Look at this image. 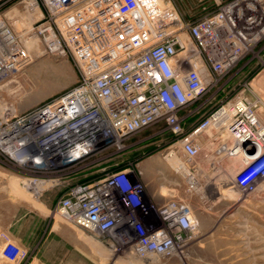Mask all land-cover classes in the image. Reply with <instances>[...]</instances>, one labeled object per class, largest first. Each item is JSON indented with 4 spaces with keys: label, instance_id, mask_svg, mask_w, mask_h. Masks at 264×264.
Listing matches in <instances>:
<instances>
[{
    "label": "built area",
    "instance_id": "1",
    "mask_svg": "<svg viewBox=\"0 0 264 264\" xmlns=\"http://www.w3.org/2000/svg\"><path fill=\"white\" fill-rule=\"evenodd\" d=\"M163 1L0 0V85L32 60L29 41L69 53L80 70L78 82L51 101L18 114L0 108V156L32 196L54 191V215L101 245L179 258L197 219L175 193L161 192V203L149 199L142 162L155 155L135 157L143 139L133 137L150 127L168 131L160 158L189 193L198 185L201 134L215 143L206 159L237 157L231 181L238 191L257 187L264 128L255 101L240 92L187 118L264 37V3L227 0L187 23ZM7 2L18 10L6 11ZM17 22L28 25L22 33ZM3 238L0 264H17L25 251L9 250Z\"/></svg>",
    "mask_w": 264,
    "mask_h": 264
},
{
    "label": "rangeland",
    "instance_id": "2",
    "mask_svg": "<svg viewBox=\"0 0 264 264\" xmlns=\"http://www.w3.org/2000/svg\"><path fill=\"white\" fill-rule=\"evenodd\" d=\"M225 1L163 2H169L189 23L212 13ZM18 8L7 2L5 10L13 13ZM23 25L17 22L13 28L22 33L28 26ZM22 39H26V34ZM27 46L32 60L19 71L9 74L0 85V108H11L15 114L53 100L73 87L80 77L79 67L69 53L45 52L38 40L29 41ZM240 92L256 102L258 119L264 128V37L195 104L187 119L206 115L219 100ZM158 131V128L150 127L133 137L143 139L136 145L135 157L152 154L155 156L145 161L153 157L157 163L165 165L160 155L171 135L168 131ZM234 169L223 173V185L195 187V197L211 205L206 212L213 216L214 222L202 232L198 228L195 238L187 240L179 258L138 257L128 248L113 251L86 235L76 238L75 231L53 213L57 199L54 191L45 192L38 198L32 196L20 183L14 167L0 156V234L12 243L7 245L9 250H13L10 245H14L25 251L17 264H264V177L252 192H240L231 181ZM213 172L210 170V174ZM160 177L164 184L168 182L167 187L173 188L168 193L162 189L165 194H173L179 188L186 189L182 175L172 168L167 167ZM9 264L16 262L9 261Z\"/></svg>",
    "mask_w": 264,
    "mask_h": 264
},
{
    "label": "crops",
    "instance_id": "3",
    "mask_svg": "<svg viewBox=\"0 0 264 264\" xmlns=\"http://www.w3.org/2000/svg\"><path fill=\"white\" fill-rule=\"evenodd\" d=\"M198 138L204 148L202 153H200L195 159L197 163L196 167L198 169V185L200 186L206 184H211L214 186L223 185V182H225V180L222 179L223 173L225 171H229L236 168L238 159L235 157H226V156L206 159L204 157V154L207 153V151H210L215 143L214 141H211L208 134H201L199 135ZM145 160L142 162V169H143V180L145 183L146 195L149 197L151 201L155 203H161L167 198L166 195L161 194L162 192L161 190L165 189L167 193L168 191L171 192L173 190V188L170 189L169 187H167L168 179L166 180L167 183L164 184L162 178L160 177L161 172L165 171L167 166L166 164L164 165L159 162L157 163V160L153 159V157L149 161H145ZM210 170H214L215 172L210 174ZM175 193L182 196L189 204L191 210L193 211L194 216L197 215L196 218L198 222V228H200L201 232L204 231L202 230L204 229V227H207L214 222L213 216L206 212V209L210 210L211 205H206L205 200L201 199L200 197L198 198L195 197V190L191 193H187L186 190H182L179 188V189H175ZM199 210L202 211L199 212ZM68 226L75 231V233L77 234L76 238L80 239L83 235H85L77 228L70 225ZM1 243L2 241H0V244Z\"/></svg>",
    "mask_w": 264,
    "mask_h": 264
},
{
    "label": "trees",
    "instance_id": "4",
    "mask_svg": "<svg viewBox=\"0 0 264 264\" xmlns=\"http://www.w3.org/2000/svg\"><path fill=\"white\" fill-rule=\"evenodd\" d=\"M13 250H14V248L13 247H11Z\"/></svg>",
    "mask_w": 264,
    "mask_h": 264
},
{
    "label": "bare ground",
    "instance_id": "5",
    "mask_svg": "<svg viewBox=\"0 0 264 264\" xmlns=\"http://www.w3.org/2000/svg\"><path fill=\"white\" fill-rule=\"evenodd\" d=\"M235 158H237V157H235ZM165 191V190H164Z\"/></svg>",
    "mask_w": 264,
    "mask_h": 264
}]
</instances>
